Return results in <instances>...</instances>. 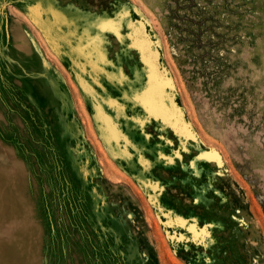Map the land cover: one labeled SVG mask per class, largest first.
<instances>
[{"label":"rangeland","instance_id":"rangeland-1","mask_svg":"<svg viewBox=\"0 0 264 264\" xmlns=\"http://www.w3.org/2000/svg\"><path fill=\"white\" fill-rule=\"evenodd\" d=\"M0 264H264V0H0Z\"/></svg>","mask_w":264,"mask_h":264}]
</instances>
